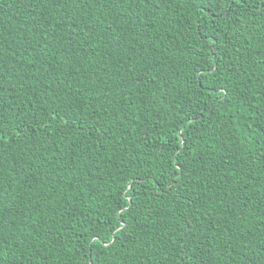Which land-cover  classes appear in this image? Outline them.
<instances>
[{
  "label": "trees",
  "instance_id": "16d2710c",
  "mask_svg": "<svg viewBox=\"0 0 264 264\" xmlns=\"http://www.w3.org/2000/svg\"><path fill=\"white\" fill-rule=\"evenodd\" d=\"M207 2L0 0V264H264V0Z\"/></svg>",
  "mask_w": 264,
  "mask_h": 264
},
{
  "label": "snow or ice",
  "instance_id": "6c2138e0",
  "mask_svg": "<svg viewBox=\"0 0 264 264\" xmlns=\"http://www.w3.org/2000/svg\"><path fill=\"white\" fill-rule=\"evenodd\" d=\"M201 3H204V0H201ZM247 0H208L207 4H206V10L208 12H213V6H219V11L221 13H223L224 15H228L230 14V12L232 11V8L234 6H242V5H246ZM214 18H215V13H213ZM221 18H223V16H221ZM219 40L217 39H212L211 40V44L209 47V53H214L215 52V47L219 46ZM216 62L214 61V64ZM218 67V65H217ZM182 134V130L180 132H177L176 135L180 136ZM0 139H3L2 136H0ZM187 145V140H182L180 141L179 144V151L183 152L184 148ZM174 168V172L172 174L171 177H167L170 180H173V183L169 186H167L166 191L169 192H174L176 190V186L180 180V178L185 174L186 169L184 167L183 164V160H180L178 163H176L175 165H173ZM160 175H165V173L163 171H160L159 175H157L156 173H152L151 176H147L145 174H140L138 176H134L131 180H129V189L128 192L131 193L137 185H143L146 182L151 181L153 183V187H155L157 184H160L161 187H165L163 185V183L160 181L159 176ZM159 191V189H157V192ZM6 195V192L4 191H0V202H2L4 200V197ZM131 205L134 207L135 206V198L132 197V199L130 200ZM131 212V208H123L121 209L118 218L116 220V222H109L108 224V228L114 230V235L111 237V239H106L105 237V233L100 232L96 234L95 237V242L96 243H104L106 248H111L113 246V244L115 243V241L119 238L120 233L122 232V227L121 224H123V228H127L129 226V223L132 219V217L130 215H128V213ZM93 241H90V243H92ZM90 264H95V259L94 258H90Z\"/></svg>",
  "mask_w": 264,
  "mask_h": 264
},
{
  "label": "water",
  "instance_id": "95a60500",
  "mask_svg": "<svg viewBox=\"0 0 264 264\" xmlns=\"http://www.w3.org/2000/svg\"><path fill=\"white\" fill-rule=\"evenodd\" d=\"M182 136V135H181Z\"/></svg>",
  "mask_w": 264,
  "mask_h": 264
}]
</instances>
